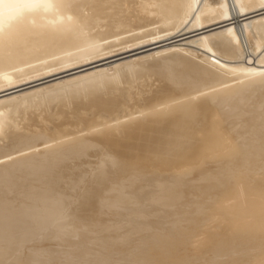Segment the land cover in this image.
<instances>
[{"label": "bare ground", "instance_id": "1", "mask_svg": "<svg viewBox=\"0 0 264 264\" xmlns=\"http://www.w3.org/2000/svg\"><path fill=\"white\" fill-rule=\"evenodd\" d=\"M108 38L79 55L97 59L72 65L77 56L68 53L54 60L72 59L60 71L44 60ZM139 48L150 52L133 63L165 55L151 64L164 80L151 97L100 77L47 97L71 106L15 105L118 67L100 65ZM79 68L86 71L12 95ZM7 94L0 264H205L198 260L208 251L216 264H264V0H0V96ZM120 109L148 114L123 122ZM255 244L261 256L245 258Z\"/></svg>", "mask_w": 264, "mask_h": 264}, {"label": "rangeland", "instance_id": "2", "mask_svg": "<svg viewBox=\"0 0 264 264\" xmlns=\"http://www.w3.org/2000/svg\"><path fill=\"white\" fill-rule=\"evenodd\" d=\"M88 12H89V10H85L84 11V13L85 14H88ZM132 32V33H131ZM131 32H129V33H131V34H134V35H136L137 36V34L140 36V34L138 33V32H136V31H131ZM125 35H127V34H125ZM124 35V36H125ZM118 37L119 36H117V37H113V38H110V40L112 41V43L113 42H116L117 40L116 39H118ZM120 37H122V36H120ZM119 37V38H120ZM109 40V38L107 39V40H104V41H100L99 43L97 42V41H94L96 44H91V43H89L90 41H85V40H83V41H81L80 43H77V44H75V45H72V46H70V47H76V48H74L73 50L71 49L69 52H65V51H63L62 53L61 52H59V53H56V54H54V55H50V56H47V57H45V59L44 60H46V62H48V64H52V63H54L55 61L54 60H56L57 62H59V61H62L63 59L62 58H70V57H72V55H73V57H75V56H77V57H75V59L73 58V60L71 61V63L72 62H74V63H76L78 60L79 61H82V59H85V58H92V60H94L93 58H95V59H97L98 57H95L94 55H92V54H90V55H87V56H89V57H87V56H85V58L83 57V56H79V55H81V53L82 52H84L85 50H89L90 48V50H95L96 49V47L98 48V47H100L98 44H100V45H102V46H104V45H108V44H111V41ZM180 41H184V40H179V41H177V42H180ZM84 42H87V43H84ZM93 42V43H94ZM106 43V44H105ZM134 43V42H133ZM79 44V45H78ZM84 44H85V46H84ZM129 45H132V42H131V44L130 43H128ZM93 45H94V47H93ZM96 45V46H95ZM89 46H92V47H89ZM117 46V47H116ZM126 47V44L125 45H115L114 46V49L112 48V50H115L114 52H112V53H110L109 55H112V54H115L116 52H121V51H123V50H126V49H130V48H126V49H121L122 47ZM113 47V46H112ZM118 47H120V49L118 48ZM132 47V46H131ZM149 48V47H148ZM83 49H85V50H83ZM147 48H139V49H136V50H133V51H130V52H127V53H123V54H120V55H117V56H113V57H110V58H108V59H105V60H103V61H101V64L102 65H100V67H106V64H107V66H110V64L112 65L113 63H117V62H120V64H119V66L118 67H115L116 68V70H115V68L114 67H109V68H107L105 71H103L102 73H100V74H94L95 76H93V75H91L90 77L89 76H87V77H85L86 79H85V81L84 80H79V79H84V77H82L81 75L79 76V79H78V81L77 80H75V83H74V81L72 82V83H65V84H62L61 86H59V87H56V88H53V89H51V90H49V92L48 91H46V92H39L40 93V95H41V97H40V95H36V94H33L32 96H33V98H32V96H25V98L24 97H22L21 98V100L20 101H18L15 105L16 106H18V104H26L27 102L29 103V102H32V101H34L35 102V105L34 106H37V107H39L40 109H38V110H45V109H48L49 107H52V108H59L60 107V104L62 103V102H64V103H62V104H65V105H67V106H69V104H70V106L73 104V100L72 99H68L67 101H65L63 98H62V96H58L57 98L60 100H57V101H55V99L54 100H52L53 102H51V101H48V99H47V97H49V96H54V95H57V94H59L61 91H63V90H65V89H67V88H73V87H77L79 84L80 85H84V84H87V83H89L90 82V79H91V81L92 82H94V81H97V79H99L100 77V79H110V78H112V79H116L115 80V82H116V85L117 86H119V87H125V86H130V87H132L133 89H136V87H137V90H138V95L140 94H143V95H145L146 93V95L145 96H147V97H151L152 95H154L155 94V92L156 91H158L160 88H161V86L163 85V83H164V80H162V78H161V76H160V74H159V72L157 71L156 72V70H157V68L158 67H156V66H154V65H151L152 63H154L156 60H155V58H157V60L158 59H160L159 57H161V58H163L165 55H162V56H159V57H157V56H154L153 58H151V57H148L149 59L147 60L146 59V61H145V59L142 61V60H140V61H138V62H136V63H133V61H135V57H137L138 55H142L143 53L145 54V53H147V52H150V51H143V50H146ZM192 49H194L195 51V53H196V48H192ZM80 50V51H79ZM83 50V51H82ZM78 51V52H77ZM108 51V50H107ZM152 51V50H151ZM72 52H73V54H72ZM104 52H106V51H104ZM136 52H138V53H136ZM68 53H70V54H72V55H70V54H68ZM79 53V54H78ZM59 54V55H58ZM77 54V55H76ZM93 54H96V55H98V54H101V53H93ZM132 54V55H131ZM57 55V56H56ZM61 55V56H60ZM63 55V56H62ZM65 55H68V56H65ZM190 55V54H189ZM189 55H188V57H189ZM192 55V54H191ZM190 55V58H192L194 55H192L191 56ZM130 56V57H129ZM83 57V58H82ZM101 57V56H100ZM53 58V59H52ZM48 59V60H47ZM50 59V60H49ZM62 59V60H61ZM127 59H128V61H127ZM134 59V60H133ZM192 59H195V56L192 58ZM43 59H39V60H37L39 63H41V65H43V64H45L46 62L44 61ZM76 60V61H75ZM155 60V61H154ZM196 60V59H195ZM37 61H36V63H37ZM41 61V62H40ZM42 61H44V62H42ZM54 61V62H53ZM69 60L66 62H64V63H56L55 65H56V68H58V71H60V70H62V69H64L65 67V64H66V66H68V65H70L71 63H69L70 62ZM78 61V62H79ZM125 61V62H124ZM159 61V60H158ZM51 62V63H50ZM124 62V63H123ZM128 64H127V63ZM133 63V65L131 64V66H129V63ZM205 62H208V61H206L205 60ZM74 63H72V65H76V64H79V63H76V64H74ZM144 63H146L145 65H144ZM34 64H35V62H34ZM104 64H105V66H104ZM109 64V65H108ZM149 64V65H148ZM207 64V67H209V65H211L210 64V62H208V63H206ZM209 64V65H208ZM45 65H47V63L45 64ZM63 65V66H62ZM204 65H205V63H204ZM58 66V67H57ZM127 66V67H126ZM136 67V69L137 70H135V69H132V68H135ZM143 66V67H142ZM147 66V67H146ZM152 66H154V67H152ZM55 66H53L52 68H54ZM130 67H132V68H130ZM210 67H212V65L210 66ZM95 68V67H94ZM138 68H139V70H138ZM82 69V70H81ZM85 69H83V68H79V69H74V71L72 70H70V71H66V72H63V73H60V74H58L57 76L55 75V76H53V77H51V78H47V80L45 79L44 81L43 80H41L40 82L38 81V83L37 84H28L27 86L25 85V87L23 86V87H21V90H19V91H17V92H14V93H12V95H14V94H19V93H21V92H23V91H27V90H30V89H33V88H36V87H40V86H44V84L46 85V84H51L50 83V81L51 82H53V81H56V80H58L59 78H65V77H71V76H73V75H76V74H81L82 73V71H84ZM88 70H90V69H88ZM122 70V71H121ZM130 70H132V71H130ZM133 70H135V71H133ZM142 70V71H141ZM150 70V71H149ZM154 70V71H153ZM76 71V72H75ZM86 71V70H85ZM137 71L138 72H140V73H138L137 74ZM146 71V72H145ZM106 72V73H105ZM133 72V73H132ZM142 72H143V74H142ZM147 73V74H146ZM63 74V75H62ZM64 74L66 75V76H64ZM132 74H134V75H136L135 76V78H136V80L134 79V78H132V77H134V76H132ZM155 74H157V75H155ZM113 75V76H112ZM116 76V78H115V76ZM144 75H145V77H144ZM97 76V77H96ZM104 76V77H103ZM106 76V77H105ZM154 76V77H153ZM56 77H58V78H56ZM53 78V79H52ZM95 78V79H94ZM121 78H123V79H121ZM129 78H131V82L130 81H128V80H130ZM139 78L141 79V80H139ZM154 78V79H153ZM156 78V79H155ZM49 79H51V80H49ZM128 79V80H127ZM148 79H149V81H148ZM117 80H118V82H117ZM120 80V81H119ZM133 80V81H132ZM87 81V82H86ZM153 81V82H152ZM156 81V84L154 83ZM42 82V83H41ZM77 82V83H76ZM79 82V83H78ZM85 82V83H84ZM126 84H125V83ZM145 82V83H144ZM148 82V83H147ZM84 83V84H83ZM128 83H130V84H132V85H130V84H128ZM134 83H136L135 85H134ZM138 83V84H137ZM141 83V84H140ZM143 84H145V85H143ZM66 85V86H65ZM79 85V86H80ZM121 85H123V86H121ZM137 85V86H136ZM142 85V86H141ZM154 85V86H153ZM156 85H158V86H156ZM30 86V87H29ZM63 86V87H62ZM150 87H152V88H150ZM62 88V89H61ZM139 88V89H138ZM141 88H146L145 90H143V93H142V90H141ZM149 88V89H148ZM18 90V89H17ZM155 90V91H154ZM154 91V92H153ZM11 94V93H10ZM10 94H7V95H3V96H0V98H4V97H7V96H9ZM50 94V95H49ZM151 94V95H150ZM34 95H36V97L37 98H35V96ZM45 95H47V96H45ZM202 94L200 93V94H198V96H201ZM43 96V97H42ZM28 97V98H27ZM40 97V98H39ZM46 98V100L47 101H45V98ZM56 98V99H57ZM39 99L41 100V102L39 101ZM27 100V101H26ZM36 100H38V101H36ZM42 100H44V101H42ZM24 101V102H23ZM54 101H55V103H54ZM69 101V102H68ZM21 102V103H20ZM33 102V103H34ZM37 102V103H36ZM40 102V103H39ZM67 104H66V103ZM27 103V104H28ZM43 103V104H42ZM53 103H54V106H53ZM60 103V104H59ZM24 104V105H25ZM47 104H48V106H47ZM51 104H52V106H51ZM61 104V105H62ZM15 105H14V107H13V109H15ZM23 105V106H24ZM33 106V107H34ZM33 107H32V109L31 108H29V110H28V112L27 113H25L26 115L28 114L29 115V118H30V116H31V114H33V112L34 111H38L36 108H34L33 109ZM52 108H49V109H52ZM33 112H32V111ZM122 109H120V113H118L117 115H118V117H117V115H116V119L119 121L120 120V118H123L124 119V121L123 120H121L120 122L121 123H123V122H126V120H127V118L126 117H128V120H135V118H136V120H142L143 119V116L145 115V114H148L147 112H144V113H140V114H134V115H129V116H125V114H126V111L124 112V111H121ZM124 114V115H123ZM27 115V116H28ZM138 115V116H137ZM25 117L27 120H29L28 119V117ZM120 116H122V117H120ZM123 116H125V118L123 117ZM136 116V117H135ZM131 117V118H130ZM134 117V118H133ZM141 117H142V119H141ZM117 120H113L112 121V123L110 124H107L106 126H108V125H112L113 123H118V121ZM26 121V120H25ZM24 121V122H25ZM116 121V122H115ZM123 121V122H122ZM27 122V121H26ZM4 124H5V126L7 125L6 124V122H4ZM4 124H3V126H2V129L0 130V133H2V130L4 129V130H6L4 127ZM7 127V126H6ZM102 127V126H101ZM3 130V131H4ZM84 131H86V132H84V133H82V132H80L79 134H77V135H85V134H87V130H84ZM73 136H76L75 134H73V135H71L70 137H73ZM49 147V146H48ZM48 147H45V148H42L41 150H39V151H41V152H43V153H39L38 152V154H44V153H46L47 151H48V149L50 148H48ZM45 152H44V151ZM38 150H34V149H32L31 150V152H37ZM240 200H241V198H240ZM228 203H231V201H229ZM211 225V224H210ZM209 225V226H210ZM222 234H224L225 236H227L228 238H230V235H229V233L228 232H221ZM260 243H261V245H263L264 246V239L263 240H261L260 241ZM263 248V247H262ZM260 249H259V247L257 246V244H255V245H251V246H249L248 248H247V251L245 252V258H248V259H255L256 257H258V256H261V255H259L260 254ZM217 259H218V257H215L214 256V253L212 252V251H208V252H205V254H203V257H202V260H198L199 261V263H204L205 262V264H216V261H217ZM256 260V259H255ZM54 262H56V263H60L61 262V260H53ZM53 261L51 262L52 264H54L53 263ZM239 261H240V259H239ZM238 261V262H239ZM264 261V260H263ZM241 262V261H240ZM222 264H224V263H222Z\"/></svg>", "mask_w": 264, "mask_h": 264}]
</instances>
